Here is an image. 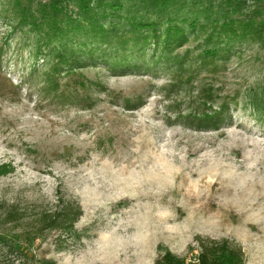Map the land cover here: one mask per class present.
Masks as SVG:
<instances>
[{
    "label": "rangeland",
    "instance_id": "374dc122",
    "mask_svg": "<svg viewBox=\"0 0 264 264\" xmlns=\"http://www.w3.org/2000/svg\"><path fill=\"white\" fill-rule=\"evenodd\" d=\"M181 9L171 14L180 26L189 30L191 12L208 24L191 2ZM126 11L107 8L104 22L127 26L118 17ZM28 22L14 0H0V46L16 84L34 70L40 37ZM187 36L173 55L191 72L204 36L191 38V29ZM222 68L194 79L195 86L213 83L239 94L231 118L209 129L183 121L186 110L166 113L169 102L152 88L134 111L97 89L92 107L30 96L27 87L20 101L0 100V166L11 168L0 177V233L15 237L19 248L0 244V264H156L165 253L193 259L199 238L229 240L241 248L243 264H264V50L258 42L240 44ZM178 70L179 64L162 65L156 73L115 76L98 64L59 82L82 98L80 83L102 78L110 91L132 96L175 83ZM190 88L172 96L188 104ZM5 204L26 210L18 223L2 221ZM61 204L81 209L73 230L45 231L30 241L31 218ZM22 234L28 235L19 240Z\"/></svg>",
    "mask_w": 264,
    "mask_h": 264
},
{
    "label": "trees",
    "instance_id": "16d2710c",
    "mask_svg": "<svg viewBox=\"0 0 264 264\" xmlns=\"http://www.w3.org/2000/svg\"><path fill=\"white\" fill-rule=\"evenodd\" d=\"M190 2L191 8L197 7L206 13L208 24L199 23V17L191 12L188 30L183 24V27L178 24L177 18L171 17L176 9H183ZM14 4L21 21H29L40 38L34 50V70L20 84L8 76L5 48L0 46V100L20 101L23 89L27 87L30 96L36 92L39 97L52 96L63 105L73 103L92 107L97 102L92 90L97 89L109 95L112 102L122 103L123 109L134 111L144 105L152 88L162 94V101L169 102L165 105L166 113L177 116L186 110L185 117L181 118L183 121L209 129L226 121V116L231 118V104L237 103L239 94H225L213 83L195 86V77L204 71L219 73L227 57L240 44L258 42L264 50V0H14ZM71 6L75 9L70 10ZM107 8L127 10L126 17L118 15L126 19L127 26L119 23L107 26L104 22ZM153 16L161 20L153 19ZM185 20L190 22L188 18ZM190 29L191 38L198 40L204 36L202 51L196 62L192 61L191 72L184 67L183 59L173 55L174 49L187 41ZM41 59L45 68L39 70L36 63ZM98 64L104 65L106 72L115 76L156 73V68L162 65L172 67L179 64L180 70L175 83L161 87L152 85L150 89L144 88L132 96L110 91L102 78H96L89 84L80 83L86 91L82 98L75 97L70 89L61 86L59 79L62 75H71L75 70L86 67H98ZM185 85L191 87L188 104L172 96L177 88ZM259 89H262L259 93L264 97V84ZM10 169L6 165L0 166V177L8 174ZM58 208L55 211L41 210L31 218L30 241H36L45 231L73 230L74 223L82 214L81 209L70 204H61ZM25 212L16 204H5L1 219L15 224ZM24 235H20L19 240ZM16 241L15 237L0 233L3 248H17ZM197 245V251L191 249L193 259L165 253L156 264H243L241 248L229 240L199 238Z\"/></svg>",
    "mask_w": 264,
    "mask_h": 264
},
{
    "label": "bare ground",
    "instance_id": "6f19581e",
    "mask_svg": "<svg viewBox=\"0 0 264 264\" xmlns=\"http://www.w3.org/2000/svg\"><path fill=\"white\" fill-rule=\"evenodd\" d=\"M180 174H181V173H180ZM183 177H184V176H183ZM186 181H187V180H186ZM186 186H187V185H186ZM186 186H185V187H186ZM171 189H172V188H171ZM174 190H175V189H174ZM257 196H258V195H257Z\"/></svg>",
    "mask_w": 264,
    "mask_h": 264
}]
</instances>
